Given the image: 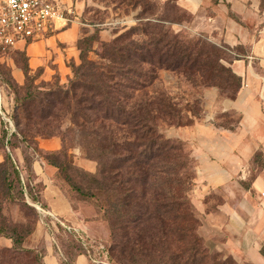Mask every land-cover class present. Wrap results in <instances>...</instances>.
Listing matches in <instances>:
<instances>
[{
  "label": "crops",
  "instance_id": "0c3cea01",
  "mask_svg": "<svg viewBox=\"0 0 264 264\" xmlns=\"http://www.w3.org/2000/svg\"><path fill=\"white\" fill-rule=\"evenodd\" d=\"M54 1L62 17L53 21L50 31L36 41L19 43L2 56L18 86L26 79L24 65L39 83L66 84L72 77L70 64L81 63L78 42L99 29L92 45L96 49L115 39L124 26L114 19L93 24L92 12L106 9L98 0ZM153 1L160 6L158 13L166 12L165 5L170 7L172 22L165 24L174 33L204 37L215 46L231 49L233 59L226 65L240 79L235 97L221 96L216 88L205 91L202 118L191 126L171 129L168 137L189 145L196 164L190 202L201 218L198 233L205 246L236 264H264V6L261 0ZM135 20L129 17L126 22ZM236 48L244 52L238 54ZM5 87L0 85V138L3 129L8 138L18 136L8 117L12 97ZM224 116L236 117V123H224ZM3 122L9 127L2 128ZM36 147L43 153L58 152L62 143L57 137L38 138ZM10 150L24 180L27 172L21 150ZM68 154L73 166L96 173L97 164L84 158L80 148L69 149ZM3 158L1 151L0 162ZM31 173L29 185H41L36 202L39 217L23 248L42 250V264H64L68 258L59 239L65 235L63 224L89 245L90 255L75 256L69 264H112L92 244L97 239L105 241L108 235L92 206L72 192L43 158L31 164ZM12 246L10 239L0 237V248Z\"/></svg>",
  "mask_w": 264,
  "mask_h": 264
},
{
  "label": "trees",
  "instance_id": "16d2710c",
  "mask_svg": "<svg viewBox=\"0 0 264 264\" xmlns=\"http://www.w3.org/2000/svg\"><path fill=\"white\" fill-rule=\"evenodd\" d=\"M135 4L138 6L141 1L136 0ZM262 6H264V0H261ZM155 7L157 8L155 9ZM159 9L160 6L157 3L148 0L143 11L145 12L144 16L138 15V21L147 22L144 25L143 35L145 37L150 36V38L147 42L138 45V48L132 53V57L128 56L129 60L131 58L136 60L138 64H147L151 67L156 64L158 70L178 74L188 81L190 78L195 80L197 77V83L199 80L206 83L203 89L216 88L224 97L234 98L240 87V79L231 72L230 68L222 64L224 59L222 56H218L221 55L218 46L208 44L207 41V44L212 47L211 53L202 49L195 52L194 48L185 44L180 39V35L171 31L165 24L172 22L170 21L171 17L163 18L156 15V13L161 14L158 13ZM154 15L155 18H149ZM148 22L153 23L149 24ZM146 26L148 27L146 28ZM98 31L99 29H96L93 35L78 42L81 63L77 66L70 64L73 79L81 76L85 67L97 68L96 64L88 59L87 53L91 44L97 41ZM130 31L131 29L127 33ZM154 32L158 36L157 39L152 38ZM119 38L114 39L112 43L118 41ZM145 43H148L149 48H146ZM107 54H102L100 58L110 60V54ZM123 70L127 72L125 69ZM23 71L27 77L26 65L23 66ZM135 72L138 73L137 77H141L139 73L141 71L135 69L129 71L132 76L135 75ZM220 74L225 75L226 80L224 82ZM89 75L96 76V73L91 72ZM97 76L100 78L103 75ZM123 76H127L126 73L122 74V78H124ZM94 82L98 89L89 88L87 92H90L89 94L92 96L85 99H79L76 93L70 96V93L66 91L61 100L63 108L72 114L73 125L79 127L82 133L85 132L90 137L92 134L95 135V129L99 130V126L94 127L97 121L81 117V108L79 109L77 106L82 102H87L90 104L88 105L89 111H97L100 106L111 105L113 100L118 101V105L113 104L112 110L106 109L105 119H111L115 116L116 109L117 114H120L117 116L124 115L126 117L120 123L117 117L114 123L128 129L134 123L133 131L130 130L133 135L136 134L135 130L137 129L143 131L140 139L143 150L138 154V161H132L134 159H132L130 152L133 145L125 141L126 136L121 139L116 135L106 137L109 141L108 156H113L114 163L107 166L100 158L90 159L96 162L97 171L94 175L85 173V177L93 181L96 191L107 195L105 208L97 202L98 205L92 202V200H97L93 191L75 186L66 177L67 164L59 160L60 155L66 158L63 149L58 152L47 153L45 161L58 170L59 178L69 186L72 192L76 193L82 200L87 201L90 206L94 204L102 212L101 219L103 221L110 222L111 216L113 217L111 225L121 226L123 234L120 236V242L114 243L113 247L108 250V260L110 262L114 260L117 264H129L128 262L133 261L136 256L148 253L157 259L155 264H234L231 258L220 261L211 259L206 247L202 246L204 242L197 233V229L200 227L199 221L194 216L190 202L184 197L187 190L183 187L185 171L182 170L185 169L181 161L185 156L182 153V143L166 139L156 129V124L162 120L161 118L176 119V126L174 127L177 128L191 126L192 122L189 118L183 124L182 117L177 115L175 109L177 105L171 99L168 100L159 94L150 96V99H146V96L142 95L136 97L137 99L133 100L134 102L129 109H126L124 102H130L134 98V91H137L133 85H126L124 90H116L110 85H104L103 80L97 79ZM232 84L235 85L234 88L231 87ZM81 86L84 87L83 83L77 84L76 87L80 88ZM145 88L142 86L141 90ZM25 99L33 100V96L27 92ZM72 101L74 102L72 103ZM14 103L17 108L21 106L17 97H14ZM193 114L190 112L191 116L195 115ZM43 117L41 115V119ZM25 119L28 118L25 116ZM2 138L6 141L7 133H4ZM14 138H16L15 134L11 135L6 144L9 145L8 141ZM19 175L20 172L14 160L10 155H6L0 162V181L5 182L6 188L11 190L13 185L11 177L15 178L21 186ZM97 217L96 220L100 219ZM10 230L7 232L5 228L0 227V237L10 239L13 245L10 249L0 248V264H22L24 257L37 259L42 264L43 251L24 249L22 247L25 238L24 233H17L16 229ZM62 231L65 234L64 237L70 242V245L65 247L68 260L64 264H69L75 256L90 255L89 247L82 242L74 231L69 232L65 228ZM29 235L27 233L26 237ZM261 252L264 254V249Z\"/></svg>",
  "mask_w": 264,
  "mask_h": 264
},
{
  "label": "rangeland",
  "instance_id": "374dc122",
  "mask_svg": "<svg viewBox=\"0 0 264 264\" xmlns=\"http://www.w3.org/2000/svg\"><path fill=\"white\" fill-rule=\"evenodd\" d=\"M135 1L136 0H98L99 4L101 6H104V8L106 9L103 11L96 10L92 12L91 17L93 24L103 23L109 19L119 20L120 23L123 22L124 26L121 28V31L118 33V35H116L115 39L119 37L120 38L114 43H112L114 39L109 42L110 44L103 43L96 49H92V43L91 48L87 53V57L89 60L96 64L97 68L90 69L92 67H85L82 71L81 76L73 79L72 74V77L66 84L61 85L57 80L51 81L49 83H39L37 82V75H27L24 85L18 86L11 78L9 68L6 66L5 62L1 60L3 57L0 56V85L6 86L5 88L8 94H10L12 97V105L8 117L12 122V126L15 129V132L18 134L16 138L9 140L8 142L10 144L7 145L6 141L10 138H7L6 141L2 138L4 133H6L3 129L0 139V152L2 151L4 153V158L6 155H10L12 158V151L10 149L14 147L20 148L22 158L24 159L23 169L25 170V172H27L24 180L22 179L21 175H19L21 186L18 184L15 178L11 177V179L13 180L11 190H8L6 188L5 182L0 181V227L5 228L7 232H10V229H16L17 233H24L25 238L23 242L28 237H26L27 233L29 235L31 231L33 232V229L39 217L36 202L38 200V193L41 190V185L37 184L32 187L29 185V183L33 181L31 164L36 159L39 160L40 158H43L45 160V156L47 154L37 149L36 139L52 137L61 139L62 149L66 153V158H63L60 155L59 160L60 162L67 164L68 169L66 177H68V179L71 180L72 184H74L75 186H81L86 190L93 191L96 194L97 200H92V202H97L104 208L107 206L105 202L107 195H105V193L103 192L96 191L93 185V181L88 177H85L86 174L83 171L72 165L73 159L71 158V155L69 156L68 150L72 148H80L84 158L89 160L100 158L107 166L111 163H114L113 156H108L109 150L107 149V146L109 141L106 137H110V135H116V137H119L121 139L126 136L125 141L133 145L130 153L133 157L132 159H134L132 161L134 162L138 161V154L143 150V148L141 147L142 141L140 140L143 135L142 130H135L136 134L133 135L132 133H130V130L133 131L134 123H132L129 129L127 127L123 128L121 125L114 123V120L117 117V120H119L120 123V121L124 120L126 116H117L120 114H117L118 111H116L115 109V116H113L111 119H105V115L107 113L106 109L112 110L113 104L115 103V106L118 105V101L113 100L111 105L100 106L97 111H89L88 105L90 104L87 102H82L77 106L79 109L81 108V117L97 121L94 127L99 126V130L95 129V135L92 134L89 137V135L85 132L82 133L79 127L73 125L71 121L72 114L67 112L66 109L63 108V103L61 102V100L64 97L66 91L70 93V96L73 95V93H76V96L79 97V99H85L86 97L92 96L91 94H89L90 92H87L89 88L98 89L97 84L94 82L95 80L97 81V79H100V81L103 80L104 85H110L116 90H124L123 88L126 87V85H133V88H135L137 91H134V98L130 102H124V107L126 109H129L135 99L141 97V95L146 96V99H150V96L159 94L163 95V97L168 100L171 99L177 105L175 109L178 113L177 115L182 117L183 124L187 122L188 118L193 124L195 120H200L203 116V95L205 91L212 89H203V86L206 84L204 81L199 80V83H197V77L195 78V80L190 78V81H188L185 77H182L178 74L158 70L156 64L151 67L147 64H138L136 60L131 58L129 60L128 56L132 57V53L136 48H138V45L143 44L142 42H147L148 38H150V36L145 37L143 35V30H145L144 25L147 22L137 21L138 15H140V17L144 16L145 12L143 11L148 4V0H140L141 4L138 6L135 4ZM156 8L157 7H155V9ZM163 11L166 12H163L162 14L156 13V15L162 16L163 18H170V16H172V14L170 13V7L165 6L163 8ZM129 17H135L137 20H135L134 23H127L126 20ZM149 18H155V15L150 16ZM148 23L151 24L153 22ZM147 27L148 26H146V28ZM130 29L131 33H127V31H129ZM179 35L180 39L183 40L185 44L189 45V47L194 48L195 52L202 49L211 53L210 49L212 47L208 45L211 43L208 42L207 44V40L204 37L192 36L184 33H180ZM152 36V38H158L155 32ZM145 44L146 48H149L148 43ZM218 49L221 52V55L218 56H222V59H224L222 61V64L227 67L226 63H229L233 58V55L228 52L231 51V49L224 45L218 47ZM90 52H92V54H89ZM235 52L238 54H242L244 51L242 48H236ZM107 53L110 54V60H103L100 58L102 54ZM142 54L145 55V53ZM123 69H125V71L127 72H124ZM130 69L141 71L139 72L141 77H137V72H135V75L132 76L131 73H129ZM91 72L96 73V76L89 75ZM125 73L127 76H123L124 78H122V74ZM100 74H102L103 76L98 78L97 75ZM220 77L223 82L224 80H226L224 74H220ZM79 83H83L84 87H76ZM196 83L198 84V86H196ZM142 86L146 88L144 90H141ZM231 87L234 88L235 85L232 84ZM27 92H29V94L33 96V100L25 99ZM221 96L223 95L221 94ZM14 97L18 98L19 105H21L18 108L15 106ZM143 99H145V97H143ZM73 102L74 101H72V103ZM190 112L194 113L195 115L193 114L194 116H191ZM41 115L44 116L42 119ZM25 116L28 119H25ZM217 118L220 119L221 116H217ZM161 119L163 121L160 120L157 122L156 129L166 139H169L168 135L169 132H171V129L177 128L174 127L176 126V119L169 120L165 117ZM224 119V123H228V125H234L236 123V117L224 116ZM5 125L9 127L8 123L3 122L2 128ZM169 140L180 142L173 139ZM1 143L4 144V146H2ZM180 143H182V153L185 156V158H183V160L181 161L183 168L185 169L182 170L185 171V175L183 176L185 184L183 187L187 190V193L184 197H186V199L190 202L191 192L195 188L196 164L191 157V150L189 145L183 142ZM190 205L195 218L198 219L201 226V218L195 211V208L193 207L191 202ZM92 208L100 218L98 219V221L103 222L108 231V235L105 241L97 239L92 244L97 247L99 252H103L108 258V250L113 247L114 243L120 242V236L123 234V230H121L120 225H111L113 217L110 216V222L103 221L101 219L103 215L102 212L99 211L94 204L92 205ZM59 239L61 244L63 245V248L70 245L69 240H67L63 236V234L62 236H59ZM86 243L87 242H85V244ZM203 245L205 246V244H202V246ZM86 246L89 247L88 243ZM206 250L209 252L211 259H216L219 261L225 259V257L221 253H218L207 247ZM156 261L157 259L154 258L153 255L147 253L143 254L142 256H136L133 261L128 263L155 264L154 262ZM111 263L117 264L114 260H112ZM22 264L40 263L37 259L34 260L32 258L29 259L24 257L22 260ZM234 264H236L235 261Z\"/></svg>",
  "mask_w": 264,
  "mask_h": 264
},
{
  "label": "built area",
  "instance_id": "2783aa9c",
  "mask_svg": "<svg viewBox=\"0 0 264 264\" xmlns=\"http://www.w3.org/2000/svg\"><path fill=\"white\" fill-rule=\"evenodd\" d=\"M61 17L54 0H0V56L14 50L19 43L27 44L42 38L50 31L53 21ZM261 198L264 199V191Z\"/></svg>",
  "mask_w": 264,
  "mask_h": 264
}]
</instances>
